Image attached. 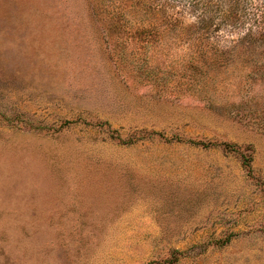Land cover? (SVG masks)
<instances>
[{
	"label": "rangeland",
	"instance_id": "374dc122",
	"mask_svg": "<svg viewBox=\"0 0 264 264\" xmlns=\"http://www.w3.org/2000/svg\"><path fill=\"white\" fill-rule=\"evenodd\" d=\"M0 264H264V0H0Z\"/></svg>",
	"mask_w": 264,
	"mask_h": 264
},
{
	"label": "trees",
	"instance_id": "16d2710c",
	"mask_svg": "<svg viewBox=\"0 0 264 264\" xmlns=\"http://www.w3.org/2000/svg\"><path fill=\"white\" fill-rule=\"evenodd\" d=\"M221 146H224V148H227V147H228V145H226V144H225V145H224V144H222Z\"/></svg>",
	"mask_w": 264,
	"mask_h": 264
}]
</instances>
